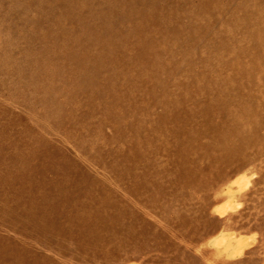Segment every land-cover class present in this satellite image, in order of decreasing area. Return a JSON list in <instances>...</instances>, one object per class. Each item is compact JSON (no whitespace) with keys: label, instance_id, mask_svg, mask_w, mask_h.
Returning <instances> with one entry per match:
<instances>
[{"label":"rangeland","instance_id":"374dc122","mask_svg":"<svg viewBox=\"0 0 264 264\" xmlns=\"http://www.w3.org/2000/svg\"><path fill=\"white\" fill-rule=\"evenodd\" d=\"M0 264H264V0H0Z\"/></svg>","mask_w":264,"mask_h":264}]
</instances>
